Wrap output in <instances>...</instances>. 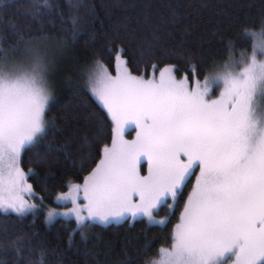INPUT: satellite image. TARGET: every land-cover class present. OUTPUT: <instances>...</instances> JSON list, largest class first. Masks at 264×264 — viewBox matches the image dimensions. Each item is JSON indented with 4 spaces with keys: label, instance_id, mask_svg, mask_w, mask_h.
<instances>
[{
    "label": "rangeland",
    "instance_id": "obj_1",
    "mask_svg": "<svg viewBox=\"0 0 264 264\" xmlns=\"http://www.w3.org/2000/svg\"><path fill=\"white\" fill-rule=\"evenodd\" d=\"M203 79L172 65L147 77L82 60L66 39L22 40L0 56V210H43L46 221L109 224L170 210L184 181L195 183L171 246L151 264H259L264 259V40ZM78 79L112 121V142L83 182L43 205L22 169V150L48 127L55 89ZM197 167V168H196Z\"/></svg>",
    "mask_w": 264,
    "mask_h": 264
},
{
    "label": "trees",
    "instance_id": "obj_2",
    "mask_svg": "<svg viewBox=\"0 0 264 264\" xmlns=\"http://www.w3.org/2000/svg\"><path fill=\"white\" fill-rule=\"evenodd\" d=\"M44 37L68 40L82 60L109 71L120 49L134 75L172 65L177 77L203 79L264 40V0H0V56ZM45 115L47 129L22 150L19 164L46 206L98 164L112 142V121L74 78L55 89ZM194 183L193 173L172 211L170 199L158 207L157 215H167L162 224L139 217L77 226L73 218L48 222L43 210H0V264H151L171 246Z\"/></svg>",
    "mask_w": 264,
    "mask_h": 264
}]
</instances>
